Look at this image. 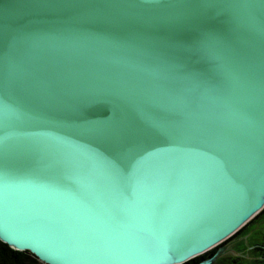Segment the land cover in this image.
<instances>
[{"label":"water","instance_id":"95a60500","mask_svg":"<svg viewBox=\"0 0 264 264\" xmlns=\"http://www.w3.org/2000/svg\"><path fill=\"white\" fill-rule=\"evenodd\" d=\"M263 208L264 0H0L2 243L183 264Z\"/></svg>","mask_w":264,"mask_h":264},{"label":"rangeland","instance_id":"374dc122","mask_svg":"<svg viewBox=\"0 0 264 264\" xmlns=\"http://www.w3.org/2000/svg\"><path fill=\"white\" fill-rule=\"evenodd\" d=\"M249 224L244 229L243 241L245 240V243L243 246L244 251L242 252L244 256L240 260V264H249L248 261H251L253 256L256 258L255 264H264V211ZM253 244H256V247H258L254 252L251 251V249H254Z\"/></svg>","mask_w":264,"mask_h":264},{"label":"flooded vegetation","instance_id":"af4514ba","mask_svg":"<svg viewBox=\"0 0 264 264\" xmlns=\"http://www.w3.org/2000/svg\"><path fill=\"white\" fill-rule=\"evenodd\" d=\"M243 238H244V232L237 238L229 240L228 242L224 244H220L219 246L216 247L214 251L209 252L212 250L211 249L205 252L204 253L205 255L202 254L203 258H201L197 262H193V264L202 263L204 261L210 260L213 257H214L213 261H211V263L209 264H240L241 262L240 260L244 256L242 252L244 251L243 246H244L245 240L243 241ZM252 246L254 247V249H251L252 252H254L255 249L257 250L258 247H256V244H253ZM255 260L256 258L255 256H253L252 260L251 261L249 260L248 262L249 264H255L254 262Z\"/></svg>","mask_w":264,"mask_h":264},{"label":"trees","instance_id":"16d2710c","mask_svg":"<svg viewBox=\"0 0 264 264\" xmlns=\"http://www.w3.org/2000/svg\"><path fill=\"white\" fill-rule=\"evenodd\" d=\"M263 211L264 208L257 215H255V217H253L249 222H247L243 227H241L237 232H235L230 238H228L226 241H224L221 244L228 242L233 237L241 235L244 232V229L248 226V224L252 222ZM215 249L216 247L209 252H212ZM203 255L195 257L183 264H193V262H197L198 260L203 258ZM0 264H42V263L39 262L32 254L28 252L15 251L11 249L7 244H4L0 241Z\"/></svg>","mask_w":264,"mask_h":264}]
</instances>
